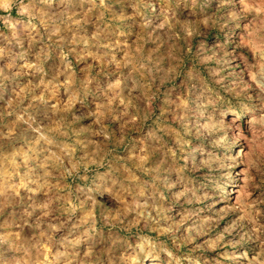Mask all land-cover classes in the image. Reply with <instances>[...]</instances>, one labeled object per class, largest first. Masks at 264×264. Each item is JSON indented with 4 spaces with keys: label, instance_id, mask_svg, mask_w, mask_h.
I'll return each instance as SVG.
<instances>
[{
    "label": "rangeland",
    "instance_id": "obj_1",
    "mask_svg": "<svg viewBox=\"0 0 264 264\" xmlns=\"http://www.w3.org/2000/svg\"><path fill=\"white\" fill-rule=\"evenodd\" d=\"M143 260L264 264V0H0V264Z\"/></svg>",
    "mask_w": 264,
    "mask_h": 264
},
{
    "label": "bare ground",
    "instance_id": "obj_2",
    "mask_svg": "<svg viewBox=\"0 0 264 264\" xmlns=\"http://www.w3.org/2000/svg\"><path fill=\"white\" fill-rule=\"evenodd\" d=\"M4 177V176H3ZM6 178V177H5ZM6 180H7V178H6ZM32 180V179H31ZM36 180V179H35ZM4 182V181H3ZM2 182V183H3ZM6 182V181H5ZM22 182V181H21ZM1 183V185H3ZM24 183V182H23ZM4 184H6V183H4ZM7 184H9V183H7ZM10 186V185H9ZM9 186H7V187H9ZM5 188V187H4ZM8 189H10V188H8ZM3 191V190H2ZM14 191H16V188H15V190ZM5 192V191H4ZM4 192H2V193H4ZM11 192V191H10ZM6 193V192H5ZM14 193V192H13ZM4 198V197H3ZM75 239V238H74ZM44 248V247H43ZM55 248V247H54ZM52 251V250H51ZM44 252V251H43ZM56 253H58V248H56V249H54L53 250V252H52V254L54 255V257L57 255ZM44 255V254H43ZM45 255L47 256V253L45 252ZM60 255V254H59ZM58 256V255H57ZM23 258V257H22ZM58 258V257H57ZM70 258V257H69ZM72 258V257H71ZM39 259V261H40V258H38ZM37 259V260H38ZM55 259V258H54ZM35 260V259H34ZM53 261H55V260H53ZM53 261H52V263H53ZM58 260H56V262H57ZM66 261V260H65ZM137 261H139V260H137ZM37 262V261H36ZM35 262V263H36ZM22 263V262H21ZM27 263H31V261L29 262H27ZM42 263V262H41ZM49 263V262H48ZM43 264V263H42ZM44 264H45V261H44ZM64 264V263H63ZM138 264H153V262L152 263H150V262H146L145 260H143V261H140Z\"/></svg>",
    "mask_w": 264,
    "mask_h": 264
}]
</instances>
